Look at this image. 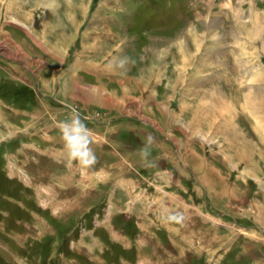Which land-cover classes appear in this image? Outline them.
<instances>
[{
  "label": "rangeland",
  "instance_id": "1",
  "mask_svg": "<svg viewBox=\"0 0 264 264\" xmlns=\"http://www.w3.org/2000/svg\"><path fill=\"white\" fill-rule=\"evenodd\" d=\"M65 2L0 0V264H264V0Z\"/></svg>",
  "mask_w": 264,
  "mask_h": 264
},
{
  "label": "clouds",
  "instance_id": "2",
  "mask_svg": "<svg viewBox=\"0 0 264 264\" xmlns=\"http://www.w3.org/2000/svg\"><path fill=\"white\" fill-rule=\"evenodd\" d=\"M128 60L130 58L125 56L121 62V67ZM60 132L64 149L70 162L74 161L85 169L92 167L97 162L95 151L91 147V130L88 129L87 125L78 115L62 122ZM141 155L146 158L147 152L142 149ZM185 219V215L180 212L169 214L166 217L168 222L175 223H183Z\"/></svg>",
  "mask_w": 264,
  "mask_h": 264
},
{
  "label": "crops",
  "instance_id": "3",
  "mask_svg": "<svg viewBox=\"0 0 264 264\" xmlns=\"http://www.w3.org/2000/svg\"><path fill=\"white\" fill-rule=\"evenodd\" d=\"M69 1H70V0H69ZM69 1L66 0V2H65L66 5L64 6L65 9H66V8L68 9V8L70 7V2H69ZM23 14H24V13H23ZM25 16H26V15H25ZM20 17H21V16H20Z\"/></svg>",
  "mask_w": 264,
  "mask_h": 264
},
{
  "label": "bare ground",
  "instance_id": "4",
  "mask_svg": "<svg viewBox=\"0 0 264 264\" xmlns=\"http://www.w3.org/2000/svg\"><path fill=\"white\" fill-rule=\"evenodd\" d=\"M263 106V105H262Z\"/></svg>",
  "mask_w": 264,
  "mask_h": 264
}]
</instances>
